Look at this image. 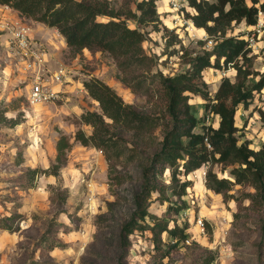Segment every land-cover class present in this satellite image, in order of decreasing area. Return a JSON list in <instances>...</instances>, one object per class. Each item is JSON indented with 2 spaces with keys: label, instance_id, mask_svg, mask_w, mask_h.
<instances>
[{
  "label": "trees",
  "instance_id": "trees-1",
  "mask_svg": "<svg viewBox=\"0 0 264 264\" xmlns=\"http://www.w3.org/2000/svg\"><path fill=\"white\" fill-rule=\"evenodd\" d=\"M156 1L121 0L119 7L110 0H0V4L56 29L75 54L83 50L90 55L106 52L115 61L120 82L145 97V106L138 108L97 77L80 83L99 109L81 112L79 121L90 126L91 132L77 129L74 140L100 149L110 171L116 162L138 164L139 183L131 196V210L119 229L121 248L129 247L131 235L144 232L150 233L153 252L160 258L184 243L189 238L188 223L179 224L174 216L188 207L184 196L193 186L188 175L202 167H206L205 188L221 194L223 201L235 202L234 220L247 217L246 211L259 215L260 244L264 246V142L258 148L250 147L243 133L245 124L239 127L236 122L238 108L247 109L254 93L264 88V72L253 69L244 34L229 33L235 24H254L258 9L264 10V0H185L192 10L183 9L185 17L213 38L210 49L198 50L184 46L177 33L162 23ZM147 27L162 31V37L169 33L164 37V49L172 48L169 55L177 54L184 69L164 74L158 68V57L143 47ZM228 65L235 71L234 79L222 77L211 92L203 71ZM251 77L257 79L251 82ZM193 96L203 100L201 116L193 111ZM209 114L216 116L215 125L205 123ZM17 123L13 119L10 125ZM69 145L64 135L58 138L49 174H58ZM37 172L47 171L27 170L31 176ZM112 178L122 181L118 176ZM236 185L240 189L231 193ZM154 194L166 203L160 215L149 210ZM18 216L1 217L0 228L12 230ZM204 225L208 228L206 222ZM41 242L49 251L57 246L66 248V243H53L47 237ZM193 244L205 254L201 264H212L215 253Z\"/></svg>",
  "mask_w": 264,
  "mask_h": 264
},
{
  "label": "rangeland",
  "instance_id": "rangeland-1",
  "mask_svg": "<svg viewBox=\"0 0 264 264\" xmlns=\"http://www.w3.org/2000/svg\"><path fill=\"white\" fill-rule=\"evenodd\" d=\"M110 1L115 7L121 4V0ZM177 2L178 8L173 9L168 0L156 1L162 23L173 29L189 49H210L213 38H207V34L196 29L191 22L188 24L180 9L192 10L185 0ZM16 13L43 47H64L60 63L74 68V72L71 70L73 80L97 77L110 85L125 102L138 108L145 106L144 96L132 92L120 82L115 61L109 54L97 51L90 55L86 50L75 54L61 44L56 29ZM248 29L249 26L241 22L233 25L229 33L244 34ZM146 30L148 34L143 47L147 53L158 57V68L164 74L184 69L185 64L177 54L169 55L172 48L164 49V37L169 33L162 37V31H151L150 27ZM8 37L9 33L0 25V218L11 214L19 216L12 230L0 228V264H35V261L49 264H201L205 254L193 242L215 253L212 264H264L259 215L246 211L247 217L234 220L235 202L223 201L221 194L205 188L203 171L206 167L188 175L193 181L184 196L188 207L174 216L179 224L188 223L189 238L184 243L160 258L153 252L150 233L144 232L131 235L129 247L121 248L119 229L131 210V196L139 183L138 164L116 162L110 171L100 149L83 146L74 140L77 129L86 134L91 132L90 126L79 121L81 112L99 109L96 101L84 92L74 90L54 103L29 105L25 98L27 73L8 54ZM199 41L203 44L200 45ZM251 57L253 69L264 72V50L252 52ZM53 62H56L55 58L48 59L46 64L50 68L57 67ZM234 74L233 68L203 71L211 92L222 77L233 80ZM256 79L251 77L250 81ZM190 102L196 115L201 116L203 100L193 96ZM262 114L264 112L253 101L247 109L239 107L236 112L237 125L245 124L244 137L252 148H258L264 142ZM13 119L18 123L10 125ZM205 123L215 125L216 116L207 115ZM61 135L69 140L70 145L64 164L57 175H52L48 168L55 162L56 142ZM33 168L46 169L47 172L31 176L27 170ZM114 176L122 181L117 183L112 178ZM237 189L240 186H234L230 192L236 193ZM155 198L156 194L151 198L149 210L160 215L166 203ZM243 203L247 204V201ZM198 219H201L203 232ZM43 237L53 243H66V248L57 246L49 251L42 247Z\"/></svg>",
  "mask_w": 264,
  "mask_h": 264
},
{
  "label": "built area",
  "instance_id": "built-area-1",
  "mask_svg": "<svg viewBox=\"0 0 264 264\" xmlns=\"http://www.w3.org/2000/svg\"><path fill=\"white\" fill-rule=\"evenodd\" d=\"M173 9L178 8V0H168ZM4 7H9L4 5ZM183 12V9H180ZM188 24L192 21L185 18ZM193 24V23H192ZM2 29L9 33L6 40L8 54L14 59L17 65L27 73L26 101L29 105L62 100L65 97L64 85L69 83L71 70L65 64L50 68L46 64L47 50L42 44L34 41L30 35L29 27L22 22L21 17H8L1 23ZM190 26V25H189ZM249 55L258 50H264V10L258 9L256 22L249 25V29L243 35ZM208 38V37H207ZM210 41V40H209ZM213 40L210 41L212 45ZM232 68L230 65L227 68ZM83 92V88H78ZM252 101L264 112V88L254 93ZM242 114V113H241ZM206 170L203 171L205 176ZM198 224L203 232L201 219Z\"/></svg>",
  "mask_w": 264,
  "mask_h": 264
},
{
  "label": "crops",
  "instance_id": "crops-1",
  "mask_svg": "<svg viewBox=\"0 0 264 264\" xmlns=\"http://www.w3.org/2000/svg\"><path fill=\"white\" fill-rule=\"evenodd\" d=\"M12 15H17V13H16V11L15 10H13L12 8H10V7H4V5H1L0 4V21H1V23L6 19V18H8V17H12ZM17 16H19V15H17ZM1 25V24H0ZM53 29V28H52ZM35 30H38V29H35ZM53 30H55V29H53ZM34 34V33H33ZM30 35H31V37L34 39V41H36L35 40V37H34V35H32L31 33H30ZM58 36H60V38H61V41L63 42V43H61V44H65V42H64V39H63V37L61 36V35H58ZM36 42H38V41H36ZM38 43H40V42H38ZM41 44V43H40ZM48 46V45H47ZM51 48H50V47ZM48 47H45V49L47 50V55H46V61L48 60V59H50L51 61H52V58L54 59L55 58V60H56V62H53V63H55L57 66L58 65H60V64H65V63H60L61 62V60H60V58H61V56H62V49L64 48V47H61L60 49H55V48H53V46L52 45H49ZM65 46V45H64ZM53 49V50H52ZM67 65V64H66ZM68 66V65H67ZM69 67V66H68ZM70 68V70H73V72H74V68L73 67H69ZM80 83H81V81H79V80H73L72 79V74H71V77H70V79H69V83H67V84H65L64 85V91H65V94L66 93H68V92H71V91H74V90H76V91H78V88L80 87ZM84 92V91H83Z\"/></svg>",
  "mask_w": 264,
  "mask_h": 264
},
{
  "label": "bare ground",
  "instance_id": "bare-ground-1",
  "mask_svg": "<svg viewBox=\"0 0 264 264\" xmlns=\"http://www.w3.org/2000/svg\"><path fill=\"white\" fill-rule=\"evenodd\" d=\"M192 24V23H191ZM197 29V28H196Z\"/></svg>",
  "mask_w": 264,
  "mask_h": 264
}]
</instances>
